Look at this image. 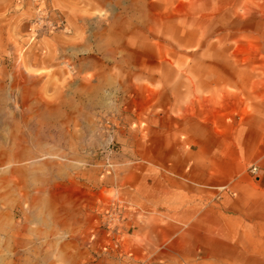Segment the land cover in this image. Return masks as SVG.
Masks as SVG:
<instances>
[{
  "label": "rangeland",
  "instance_id": "374dc122",
  "mask_svg": "<svg viewBox=\"0 0 264 264\" xmlns=\"http://www.w3.org/2000/svg\"><path fill=\"white\" fill-rule=\"evenodd\" d=\"M186 118H264V0H0V264L233 262L195 219L155 225L154 130L189 181Z\"/></svg>",
  "mask_w": 264,
  "mask_h": 264
},
{
  "label": "crops",
  "instance_id": "0c3cea01",
  "mask_svg": "<svg viewBox=\"0 0 264 264\" xmlns=\"http://www.w3.org/2000/svg\"><path fill=\"white\" fill-rule=\"evenodd\" d=\"M168 128L158 126L154 130L155 136L163 139L162 148L154 150L155 170L160 172L149 184L157 228L162 234H175L179 227L173 224L161 227L159 219L180 222L195 219L192 225L185 227L186 234H226L230 258L234 260L230 264H245L241 261L251 257L252 251L264 252L261 220L264 217V118H186L179 132L188 134L195 145L189 181L173 179L166 173L172 170L181 177L185 175L190 152L181 146L184 157L176 166L172 165ZM257 160L263 164L260 177L255 179L247 167ZM227 183H230L231 193L220 195L219 200L204 194V186L215 190ZM222 212L228 213L230 224L226 228L202 226L203 218H215Z\"/></svg>",
  "mask_w": 264,
  "mask_h": 264
},
{
  "label": "built area",
  "instance_id": "2783aa9c",
  "mask_svg": "<svg viewBox=\"0 0 264 264\" xmlns=\"http://www.w3.org/2000/svg\"><path fill=\"white\" fill-rule=\"evenodd\" d=\"M251 172H252L254 175H257V173H258V169H257V167H252V168H251Z\"/></svg>",
  "mask_w": 264,
  "mask_h": 264
}]
</instances>
